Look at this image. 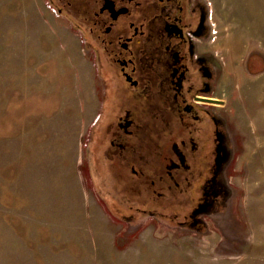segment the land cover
Masks as SVG:
<instances>
[{"label":"rangeland","instance_id":"rangeland-1","mask_svg":"<svg viewBox=\"0 0 264 264\" xmlns=\"http://www.w3.org/2000/svg\"><path fill=\"white\" fill-rule=\"evenodd\" d=\"M205 1L234 130L230 198L197 232L131 215L80 16L0 0V264H264V0Z\"/></svg>","mask_w":264,"mask_h":264},{"label":"flooded vegetation","instance_id":"flooded-vegetation-1","mask_svg":"<svg viewBox=\"0 0 264 264\" xmlns=\"http://www.w3.org/2000/svg\"><path fill=\"white\" fill-rule=\"evenodd\" d=\"M48 1L80 16L96 50L110 99L104 151L139 203L130 205L131 215L168 216L204 232L230 198L223 172L234 130L227 100L217 96L223 71L207 2Z\"/></svg>","mask_w":264,"mask_h":264}]
</instances>
